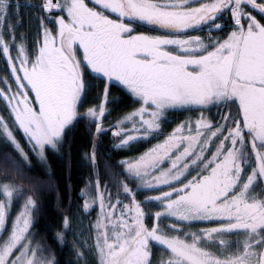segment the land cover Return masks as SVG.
Returning a JSON list of instances; mask_svg holds the SVG:
<instances>
[{
    "label": "snow or ice",
    "instance_id": "1",
    "mask_svg": "<svg viewBox=\"0 0 264 264\" xmlns=\"http://www.w3.org/2000/svg\"><path fill=\"white\" fill-rule=\"evenodd\" d=\"M31 7L38 34L29 46L19 3L0 0V141L16 153L0 166V264H264V0ZM205 26L207 38L194 34ZM89 80L99 96L85 107ZM117 86L131 110L105 129ZM213 109L224 111L206 115ZM176 111L196 115L165 135ZM82 121L92 137L81 190L90 235L76 237L63 216L49 242L36 215L42 191L56 185L50 173L30 174L32 157L46 164ZM106 134L123 151L163 138L113 165L98 151ZM114 167L115 191L101 178ZM141 189L155 194L139 201ZM153 203L158 210L146 209ZM69 243L73 259L62 261L56 249Z\"/></svg>",
    "mask_w": 264,
    "mask_h": 264
},
{
    "label": "trees",
    "instance_id": "2",
    "mask_svg": "<svg viewBox=\"0 0 264 264\" xmlns=\"http://www.w3.org/2000/svg\"><path fill=\"white\" fill-rule=\"evenodd\" d=\"M29 1L34 4L38 3V0H23ZM24 10V8H23ZM23 12V23L17 27L18 33H22L25 40L29 46L33 42V31L30 30L29 19H34L33 13L25 14ZM29 20V21H28ZM222 23H226L227 19L222 20ZM144 31H147L144 29ZM152 33V32H150ZM4 62L0 58V75L4 72ZM92 85L90 91H88L87 103L85 107H88L95 101L99 96L100 83L98 80H89ZM112 103L110 106L113 110V117L123 114L131 109L132 100H129L121 91L120 87H114L111 89V94L109 98ZM117 101V102H116ZM109 106V107H110ZM3 105L0 104V108ZM220 109H213L211 113H206L209 116H215ZM195 114V113H194ZM174 121H181L184 118L183 113L173 114ZM110 119L104 121V127L110 124ZM163 131L166 134L171 131V128L165 127ZM113 137L111 134H106L100 139L98 151L104 154L105 158H110V162L115 165V162L123 158L124 156H134L147 150L152 144L157 142L156 139H151V144L147 141L135 143L132 147L128 148L126 151L115 150L112 145ZM92 142V137L89 131V122L82 121L81 123L75 125L67 133V139L59 152L51 151L47 153V162L42 163L38 161L34 156L31 161L30 174L33 176L40 177L42 180H47L49 173L54 177V183L56 185L55 189H44L41 193L40 207L36 215V228L35 231L41 236H46L51 242L52 233L54 230H58L61 224V218L63 216H68L72 221L73 225L76 227L78 223L79 212L82 208L81 190L85 187V181L90 175V169L85 159V154L90 152V145ZM22 145L25 150H28V145L21 140ZM31 155V153H29ZM9 156H16L14 150L0 141V166H3L6 158ZM119 168H113L110 171L101 170L102 182L108 183L110 188H113L112 180L113 173H118ZM113 191L115 189L113 188ZM155 193L149 192L146 189H141L137 192V199L139 201H144L146 195H153ZM20 206V202L17 201L14 205V210L16 207ZM146 209H151L152 211L158 210L159 206L155 203L146 204ZM88 217L87 215L85 216ZM89 224V220H87ZM86 223V222H85ZM69 242L72 240V236L68 237ZM58 258L62 261H71L73 259L71 246L69 243L68 247L62 249H56ZM154 254L157 256L163 255L166 258V253H162L159 247L154 248Z\"/></svg>",
    "mask_w": 264,
    "mask_h": 264
},
{
    "label": "rangeland",
    "instance_id": "3",
    "mask_svg": "<svg viewBox=\"0 0 264 264\" xmlns=\"http://www.w3.org/2000/svg\"><path fill=\"white\" fill-rule=\"evenodd\" d=\"M20 2V1H19ZM18 2V3H19ZM19 5H21V3H19ZM31 5H33V4H30V5H26V7H28L29 9L31 8V10H29V9H27L26 8V10H25V14H28L29 15V13H33V11H34V9H33V7H31ZM20 10V9H19ZM21 16H23V13L21 14ZM34 16V15H33ZM35 17V16H34ZM225 19H227V17L225 18ZM30 20V22H33V23H30V27H31V29L30 30H32L33 31V36H32V40H35L36 39V37H37V34H38V21L34 18V19H29ZM28 20V21H29ZM141 31H144V29H141ZM148 34H150V33H148ZM195 35H199V36H201L202 38H207V36H208V33L205 35V34H201V32H196V34ZM213 35H216V33H213ZM89 85H90V88H89V90L88 91H90V89H91V87H92V85L89 83ZM119 87V86H118ZM117 102V101H116ZM110 106V105H109ZM108 106V107H109ZM131 110V109H130ZM130 110H128V111H130ZM216 110V109H215ZM128 111H126V112H123V114H121V115H118V116H116V117H113L112 115H113V110H112V107L110 106L109 107V112H110V114H107L106 115V120L107 119H110L111 121H110V124L109 125H107V126H105L104 128L105 129H108L109 127H111L112 125H114V124H116V122L117 121H119L120 119H122L123 117H124V115L128 112ZM224 111V109H220V111L219 112H223ZM180 113H183V115H184V118L181 120V121H183V120H185V119H187V118H189V117H192V118H195V115L196 114H194V113H191V112H185V111H176L175 113H174V115L175 114H180ZM172 115L173 114H171V115H169L168 117H167V123H165L164 125H162V128H163V130L165 129V127L167 126V127H169V128H171V130L179 123V122H181V121H179V122H176V120L174 121V119H173V117H172ZM104 126V125H103ZM164 132V134L166 135V131H163ZM114 138V137H113ZM163 137H160V138H157L156 140H157V142H158V140L159 139H162ZM156 142V143H157ZM86 215H84L82 212H79V216H78V223L76 224L77 226L75 227L74 226V228H72V232L75 234V236L76 237H81V236H83V238L84 239H87L88 237H89V235H90V233H89V224H88V222H87V220H91V219H93V217H90V216H88L87 218L85 217ZM86 222V223H85ZM199 227H203V225H200ZM191 231H197V227H193V228H191L190 229Z\"/></svg>",
    "mask_w": 264,
    "mask_h": 264
}]
</instances>
